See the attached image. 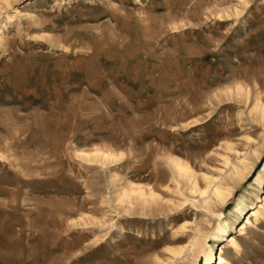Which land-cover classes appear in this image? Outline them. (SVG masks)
<instances>
[{"label":"rangeland","instance_id":"rangeland-1","mask_svg":"<svg viewBox=\"0 0 264 264\" xmlns=\"http://www.w3.org/2000/svg\"><path fill=\"white\" fill-rule=\"evenodd\" d=\"M263 198L264 0H0V264H264Z\"/></svg>","mask_w":264,"mask_h":264},{"label":"bare ground","instance_id":"bare-ground-1","mask_svg":"<svg viewBox=\"0 0 264 264\" xmlns=\"http://www.w3.org/2000/svg\"><path fill=\"white\" fill-rule=\"evenodd\" d=\"M257 157H258V155L256 153V158ZM251 168H252V164L251 163H249L248 161H243L241 163V167L240 168H238V167L234 168L235 175H237L236 177H238L241 180L244 179V177L249 174ZM228 192H229V190H222L220 186L212 188L213 195L222 204H224L226 202V199L228 198V194H226V193H228ZM208 193H209V191L207 190V191H203L202 194L205 195V194H208ZM263 202H264V198H263ZM263 208H264V205L262 203L259 204V209H257L256 207L252 208L250 210V212L244 217L243 223L240 224L239 226L235 227V233H237L238 235L243 236V235H245L247 233L248 229H250L252 227H255V223L257 221L259 222V219H261L263 217V213H262L263 212L262 211ZM232 228H234V226H232ZM184 229H185V227L182 228V230H184ZM220 232H224L223 229L220 228ZM226 246L240 249L238 241H237L235 235H230L227 238V245H222L217 250V253L215 255H214V253L212 251H210L205 256L204 264H210L212 262V259H214V258H215L216 261H219L218 264H228L227 260L225 259ZM187 249L193 251V253H195V254L200 253L201 250H202V248L200 247L199 243L198 242H193V241L189 242V245H188ZM181 253H182V251L181 252H175L174 251V255H180Z\"/></svg>","mask_w":264,"mask_h":264}]
</instances>
